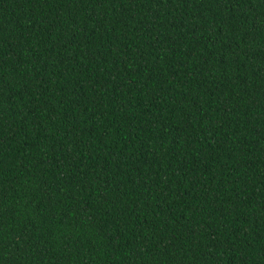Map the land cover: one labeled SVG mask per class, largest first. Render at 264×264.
Masks as SVG:
<instances>
[{
	"label": "trees",
	"instance_id": "16d2710c",
	"mask_svg": "<svg viewBox=\"0 0 264 264\" xmlns=\"http://www.w3.org/2000/svg\"><path fill=\"white\" fill-rule=\"evenodd\" d=\"M0 264H264V0H0Z\"/></svg>",
	"mask_w": 264,
	"mask_h": 264
}]
</instances>
